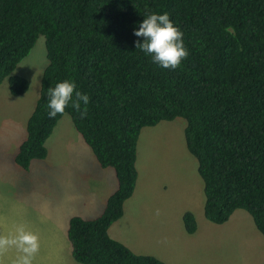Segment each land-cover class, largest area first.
Returning a JSON list of instances; mask_svg holds the SVG:
<instances>
[{
    "label": "trees",
    "instance_id": "16d2710c",
    "mask_svg": "<svg viewBox=\"0 0 264 264\" xmlns=\"http://www.w3.org/2000/svg\"><path fill=\"white\" fill-rule=\"evenodd\" d=\"M146 9L167 12L183 33L188 56L179 67L162 68L136 49ZM39 36L48 65L14 163L28 170L47 157L46 140L63 116L49 118L47 89L68 80L89 103L83 119L71 102L64 115L117 181L98 217L69 220L75 262L164 264L132 253L108 229L134 193L141 130L177 118L197 161L205 219L222 225L243 210L264 237V0H0V84L7 79L13 97L28 90L12 73ZM182 223L196 232L191 212Z\"/></svg>",
    "mask_w": 264,
    "mask_h": 264
},
{
    "label": "rangeland",
    "instance_id": "374dc122",
    "mask_svg": "<svg viewBox=\"0 0 264 264\" xmlns=\"http://www.w3.org/2000/svg\"><path fill=\"white\" fill-rule=\"evenodd\" d=\"M47 65L44 37L39 36L12 73L28 81L26 93L13 97L7 79L0 84V234L13 233L23 223L40 239L32 264H78L67 239L68 221L96 213L110 177L97 178L96 173L105 175L104 169L68 115L58 121L45 159L32 161L28 170L14 163ZM185 127L177 118L141 130L136 187L124 203L122 217L108 229L110 238L136 255L165 264H264V237L246 211L236 210L222 225L205 219L203 183L185 145ZM105 171L116 182L113 170ZM186 212L196 221L193 235L184 230ZM16 256L10 249L0 256V264H12Z\"/></svg>",
    "mask_w": 264,
    "mask_h": 264
},
{
    "label": "clouds",
    "instance_id": "9594fccd",
    "mask_svg": "<svg viewBox=\"0 0 264 264\" xmlns=\"http://www.w3.org/2000/svg\"><path fill=\"white\" fill-rule=\"evenodd\" d=\"M133 34L144 38L142 43L135 42L136 49L151 54L153 61L162 68L175 69L188 56L183 43V33L174 26L167 12L157 14L146 9L145 18ZM47 96L49 118H55L57 114L64 115L70 102L82 119L87 115L89 96L77 91L74 82L64 80L56 83L54 87H48ZM81 104L84 105L83 108ZM156 215H159V210ZM10 249H15L17 252L12 264H32L40 249L39 236L29 230L25 224H18L13 233L0 234V256Z\"/></svg>",
    "mask_w": 264,
    "mask_h": 264
},
{
    "label": "crops",
    "instance_id": "0c3cea01",
    "mask_svg": "<svg viewBox=\"0 0 264 264\" xmlns=\"http://www.w3.org/2000/svg\"><path fill=\"white\" fill-rule=\"evenodd\" d=\"M29 118V117H28ZM28 120V119H27ZM57 125H56V127L54 128V130H53V132H52V134H51V136L46 140V143H45V147H46V149H47V144L50 142V140L52 139L53 140V135H54V133H55V131H56V129H57ZM75 129V128H74ZM76 131V130H75ZM83 140V139H82ZM47 155H48V152H47ZM98 163V162H97ZM99 165V164H98ZM100 167V166H99ZM100 169H103V168H101L100 167ZM103 173L105 174L104 176H102V175H100L99 173H96V176H97V178L99 179H101V177H103L104 179H108L107 178V175L110 177V180H111V182L109 183V186L107 187V188H105V186H104V190H103V194H100V204H98V206H97V211H96V213H94V214H89V213H85L84 214V216H73V217H80V218H82V219H84V220H90V219H94V218H96V217H98L102 212H103V210H104V207H105V204H106V201H107V199L116 191V189H117V181L115 182V180H114V178H113V176L111 175V174H109L108 172H106L105 171V169H104V171H103ZM114 176H115V174H114ZM116 179V178H115ZM99 183V182H98ZM136 183H137V181H136ZM100 184V183H99ZM100 186H102L101 184H100ZM136 187V186H135ZM132 197V196H131ZM124 206V205H123ZM87 214V215H86ZM72 218V217H71ZM70 218V219H71ZM69 219V220H70ZM69 222V221H68ZM114 224V223H113ZM112 224V225H113ZM164 260V259H163ZM163 262V261H162ZM165 264V263H164Z\"/></svg>",
    "mask_w": 264,
    "mask_h": 264
}]
</instances>
